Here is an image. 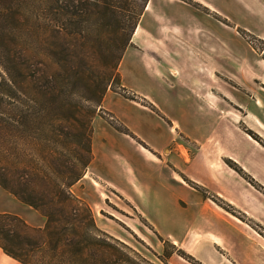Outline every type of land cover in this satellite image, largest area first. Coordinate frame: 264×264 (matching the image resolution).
<instances>
[{
  "label": "rangeland",
  "instance_id": "rangeland-1",
  "mask_svg": "<svg viewBox=\"0 0 264 264\" xmlns=\"http://www.w3.org/2000/svg\"><path fill=\"white\" fill-rule=\"evenodd\" d=\"M28 1L16 2V6H20L16 18L21 20L20 27L23 26L27 31L32 21L28 12ZM209 1L217 8L221 7V0ZM10 5L13 9L7 10ZM151 5V9L144 12L139 22L144 32L135 36V42L132 39L133 44L126 49L118 66L119 76L107 88L104 105L102 102L100 106H92L82 96L87 92H83L87 84L98 80L100 73L106 69L109 62L108 47L112 41L109 38L115 37L114 29L99 33L91 20L88 24L89 32L81 34V28L72 23L67 25L69 35L54 41L59 47H70L71 64L80 72L76 78L74 93L69 100L71 109L67 110L65 106H61L62 97L56 99L57 105L48 123L51 136L49 149L57 152L54 162L56 168L67 172L68 166L73 163L76 164L77 170L80 168L72 148L79 144V148L83 149L87 135L92 137V146L96 142V151L98 147L100 154H110L105 143L113 141L118 145V154H122L125 160L122 159L121 163L117 164L112 158L111 172L126 174L129 186L134 189L133 192H128L134 200L133 204L114 191L108 182L106 171L99 163H92L94 155L83 177L72 186V190L89 204L101 230L111 236L121 234L120 240L153 264H172V255H181L174 253L172 245L160 237L155 229L160 219L157 222L156 208L151 207L157 203L158 184L162 182V178H166L167 163L165 161V164H162L161 152L192 155L195 151V145H192L189 139L192 129L188 125L200 118L199 115L195 117L194 113L195 104L198 105V100L192 97L194 90L212 89L216 93V96L212 95V105L216 108L219 107V102L225 103L220 97L221 90L228 88L237 91L241 97L245 96L243 92L247 91L242 89L236 79L221 75L219 71L224 49L223 45L220 46V41L223 40V34L222 38L220 34L222 17L218 13L199 0H153ZM82 24L81 26L85 27ZM239 32L241 36L233 39L237 46L233 43L232 48L228 50L229 61L238 60L242 65L248 60V55L264 58V41L252 33L243 30ZM96 34L102 35L100 39ZM47 40L51 42L49 34ZM16 42L15 0H0V44L13 48V59ZM63 56L64 54H61L57 58L61 61ZM170 67H173V72ZM253 87L261 91L260 97L264 96L260 85L254 84ZM11 101L19 107L15 108L13 104L4 105L2 110L0 108V116L13 122L15 119L19 120V109L23 107L17 99L12 98ZM228 107L234 112L239 111V106L235 104ZM200 108L203 110L206 106L202 105ZM200 108H197V114L201 113ZM254 126L244 125V130L250 135L252 132L264 145V125ZM30 128L27 132L29 142L36 131V128ZM25 157L28 167L24 163ZM38 162L35 150L32 146H27L25 137H21L13 124L0 130L2 173L15 178V172L21 174L37 171ZM45 170L48 171L46 168ZM202 192L209 195L204 190ZM140 195L147 201L142 202ZM209 197L264 236L263 225L252 221L248 215L223 198L211 193ZM19 202V199L0 185V212L22 211ZM228 204L235 209L227 210ZM84 206H76V214L80 217H87ZM36 211V218L31 219L29 224L35 227L43 226L46 219L40 211ZM133 227L137 228L139 233H136Z\"/></svg>",
  "mask_w": 264,
  "mask_h": 264
},
{
  "label": "trees",
  "instance_id": "trees-1",
  "mask_svg": "<svg viewBox=\"0 0 264 264\" xmlns=\"http://www.w3.org/2000/svg\"><path fill=\"white\" fill-rule=\"evenodd\" d=\"M17 1L15 59L11 53L13 48L0 44V108L13 104L12 98L17 99L23 108L19 109V120L10 122L0 116V130L13 124L21 137H25L27 146L35 150L39 165L37 171L32 170L36 172H15V178L2 173L0 166V185L21 202L40 211L46 220L43 226L35 227L16 213L0 212V247L22 264H153L124 241L101 230L89 204L72 190L91 164V135L86 136L83 149L79 144L72 148L80 168L77 170L73 163L67 172H61L54 164L57 152L49 149L51 136L48 129L57 97H62L61 106L71 109L69 100L80 72L71 64L70 47H59L54 41L69 35L67 25L72 23L81 28V34L89 32L91 20L99 33L114 29L115 37L109 38L112 41L108 47L106 69L98 80L88 83L83 89V92L87 91L83 99L92 106H100L108 86L119 76L118 66L126 49L133 44V35L150 0H29L28 12L32 21L28 31L20 27L21 20L16 18L19 11ZM12 9V5L7 8ZM48 34L51 42L47 40ZM95 36L100 39L102 35ZM61 54L64 56L60 61L57 57ZM30 127L36 128L31 142L27 134ZM24 163L28 167L26 157ZM228 163L253 182L236 162L229 160ZM16 166L15 160V171ZM205 193L208 194L207 191ZM79 204L85 205L87 217L76 214ZM226 209L231 211L235 208L228 204ZM168 242L174 253L194 264H202ZM157 257L161 259L159 255Z\"/></svg>",
  "mask_w": 264,
  "mask_h": 264
},
{
  "label": "crops",
  "instance_id": "crops-1",
  "mask_svg": "<svg viewBox=\"0 0 264 264\" xmlns=\"http://www.w3.org/2000/svg\"><path fill=\"white\" fill-rule=\"evenodd\" d=\"M199 1L222 17L220 34L221 38L223 34V40L220 46L223 45L224 53L219 63L221 75L236 79L247 92L242 91L245 96L241 97L237 91L221 90L220 97L225 103L219 102L218 108L212 105V97L216 96L212 89L192 92V97L198 100L195 117L200 116L195 123L188 124L192 129L189 139L195 145V151L192 155L161 152L162 164L167 163L166 178L158 184L157 203L151 206L156 208L157 222L160 219L155 229L164 241L174 243L202 264H264V236L209 197L211 193L223 198L252 221L264 226V145L244 130V125H264V96L260 97L261 91L253 87L254 84L260 85L264 90V58L248 55L242 65L238 60L228 59L229 48L233 43L237 46L233 39L241 36L239 30L264 41V0H221L220 8L209 0ZM151 2L153 0L147 4L149 9ZM147 7L145 12L149 10ZM170 70L173 72V67ZM121 76L124 84L122 71ZM233 104L239 106V111L234 112L228 107ZM202 105L206 106L203 110ZM197 108L201 113L197 114ZM105 144L110 154H100L98 147L96 151V142L93 143L92 163H99L114 191L133 204L128 192L134 189L129 186L126 174L111 172L112 158L117 164L125 160L122 154H118L120 147L113 141ZM229 160L236 162L254 182L232 167ZM140 200L147 201L142 195ZM19 203L22 211H15L16 214L28 223L36 218L34 208ZM114 236L122 239L119 233ZM171 262L193 264L176 254L172 255ZM0 264L22 263L0 247Z\"/></svg>",
  "mask_w": 264,
  "mask_h": 264
},
{
  "label": "bare ground",
  "instance_id": "bare-ground-1",
  "mask_svg": "<svg viewBox=\"0 0 264 264\" xmlns=\"http://www.w3.org/2000/svg\"><path fill=\"white\" fill-rule=\"evenodd\" d=\"M147 9H149V7H147ZM144 31H143V28H142V26H138L137 28H136V30H135V36H138V35H140V34H142ZM102 194V193H101ZM104 194V193H103ZM135 227V226H134ZM133 227V230L136 232V233H139V231H138V229L137 228H134ZM139 228V227H138ZM140 230V229H139Z\"/></svg>",
  "mask_w": 264,
  "mask_h": 264
}]
</instances>
